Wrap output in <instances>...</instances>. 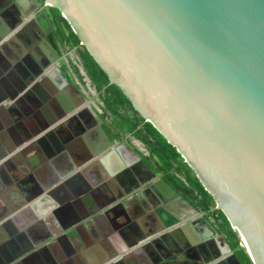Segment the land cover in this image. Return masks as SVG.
<instances>
[{
  "label": "flooded vegetation",
  "instance_id": "flooded-vegetation-1",
  "mask_svg": "<svg viewBox=\"0 0 264 264\" xmlns=\"http://www.w3.org/2000/svg\"><path fill=\"white\" fill-rule=\"evenodd\" d=\"M18 1L0 0V264H243L178 165L115 124L61 14ZM203 220L218 235L191 238Z\"/></svg>",
  "mask_w": 264,
  "mask_h": 264
},
{
  "label": "water",
  "instance_id": "water-1",
  "mask_svg": "<svg viewBox=\"0 0 264 264\" xmlns=\"http://www.w3.org/2000/svg\"><path fill=\"white\" fill-rule=\"evenodd\" d=\"M45 6L60 10L110 83L195 171L252 263L264 264V0ZM194 226L195 240L218 235L206 220Z\"/></svg>",
  "mask_w": 264,
  "mask_h": 264
},
{
  "label": "trees",
  "instance_id": "trees-1",
  "mask_svg": "<svg viewBox=\"0 0 264 264\" xmlns=\"http://www.w3.org/2000/svg\"><path fill=\"white\" fill-rule=\"evenodd\" d=\"M42 5L45 0H38ZM57 16L61 14L58 8L49 7ZM60 23V22H59ZM68 31V43L71 48H76L79 51L81 59L85 63L91 78L94 80L98 89L101 90L103 86H107L105 101L114 113V122L123 128L126 126L127 131L134 132L135 135L142 138V132L145 130V137L142 138L151 147L153 154L159 159L164 172H170L173 165H178L180 168V175L185 174L187 181L181 179L177 175L175 176L179 185L184 188L186 196L191 200L196 207L201 211L207 212L212 216L216 223L219 225L220 230L223 231L228 237L232 239V246L238 250L239 257L243 264H253L250 257L244 249L240 247V240L238 235L231 228L225 214L216 209V201L213 196L208 192L205 185L198 178L195 171L189 164L185 163L181 153L172 146L164 138V136L150 123L146 122L141 114L133 107L131 101L124 94L122 89L115 85L110 84L107 73L101 68V66L95 61L86 47L81 45L79 37L74 33L70 25H65ZM121 103L126 111L120 112L117 109V103ZM130 112V113H129ZM135 120L137 122H135ZM143 123L144 127L141 130H137V125ZM118 126V127H119Z\"/></svg>",
  "mask_w": 264,
  "mask_h": 264
},
{
  "label": "crops",
  "instance_id": "crops-1",
  "mask_svg": "<svg viewBox=\"0 0 264 264\" xmlns=\"http://www.w3.org/2000/svg\"><path fill=\"white\" fill-rule=\"evenodd\" d=\"M117 241L122 245L124 244V240L120 235L117 236ZM91 242H92V250L90 251V255H92L94 260L97 261L100 258L105 259V256L109 255L106 252V250L103 247H101L99 244H97L95 241L93 242V240H91L90 244Z\"/></svg>",
  "mask_w": 264,
  "mask_h": 264
},
{
  "label": "bare ground",
  "instance_id": "bare-ground-1",
  "mask_svg": "<svg viewBox=\"0 0 264 264\" xmlns=\"http://www.w3.org/2000/svg\"><path fill=\"white\" fill-rule=\"evenodd\" d=\"M245 246V245H244Z\"/></svg>",
  "mask_w": 264,
  "mask_h": 264
}]
</instances>
